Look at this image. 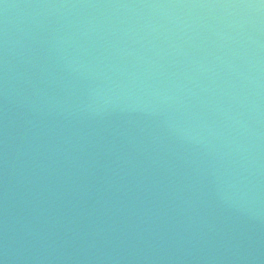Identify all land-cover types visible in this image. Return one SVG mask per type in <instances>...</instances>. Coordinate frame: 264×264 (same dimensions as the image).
I'll list each match as a JSON object with an SVG mask.
<instances>
[{"label":"water","instance_id":"water-1","mask_svg":"<svg viewBox=\"0 0 264 264\" xmlns=\"http://www.w3.org/2000/svg\"><path fill=\"white\" fill-rule=\"evenodd\" d=\"M0 264H264V0H0Z\"/></svg>","mask_w":264,"mask_h":264}]
</instances>
